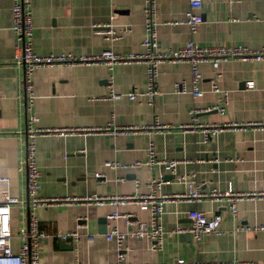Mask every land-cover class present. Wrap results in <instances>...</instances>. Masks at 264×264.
Wrapping results in <instances>:
<instances>
[{"label":"crops","instance_id":"1","mask_svg":"<svg viewBox=\"0 0 264 264\" xmlns=\"http://www.w3.org/2000/svg\"><path fill=\"white\" fill-rule=\"evenodd\" d=\"M155 5L161 50L178 49L189 40L201 46L259 49L264 45V0H203V22L194 35L185 24L175 23L183 19L188 0H155ZM12 6V0H0V176L9 178L11 195L23 200L13 209L14 230L17 212L19 227L27 224L25 126L27 117L34 114L42 128L86 130L37 138L38 195L42 198L146 194L151 179L165 173L167 180L157 189L168 196L162 220L163 248L154 252L148 240L129 237L122 246L123 263L167 264L182 259L194 264H264V231L236 230L264 223V128L257 125L264 122V60L221 64L220 85L227 91L226 101L224 94L210 90L214 71L209 63L199 65L202 97L194 99L176 90L179 84L191 87L189 63L164 62L156 78L159 94L143 103L124 95L108 98L111 85L120 94L146 90L143 62L120 63L112 69L104 65L39 67L32 75L37 98L31 111H26L23 70L13 61ZM143 8L144 0H32L34 51L85 56L105 50L139 53L143 51ZM249 81L254 82L253 88L247 87ZM219 104L225 108L223 113L213 109ZM207 125L224 128L206 139L202 130ZM149 143L158 158L178 161L173 172L160 166L105 165L144 161ZM189 183L206 194L212 190L225 193L231 187L244 195L236 202L237 215L231 214L226 201L184 198ZM191 210L209 216L219 213V232L198 241L174 233L177 226H190L187 213ZM113 212L126 218L112 222L107 215ZM35 215L46 234L40 243L41 264H116L118 250L107 233L113 226L131 231L137 221L149 219V213L134 201L101 206L57 203L37 208ZM68 232L77 234L71 248L60 238ZM13 244L17 250L19 241Z\"/></svg>","mask_w":264,"mask_h":264},{"label":"built area","instance_id":"2","mask_svg":"<svg viewBox=\"0 0 264 264\" xmlns=\"http://www.w3.org/2000/svg\"><path fill=\"white\" fill-rule=\"evenodd\" d=\"M12 26L11 29L15 36V53L13 61L16 65L22 67L23 80L22 89L25 95L26 111H31L34 101L37 98L33 88L32 75L39 67L52 66H67L75 67L80 65H104L109 69L116 64L143 62L147 65L146 79L147 88L145 91L133 90L126 94H120L114 91L113 86L110 87L108 98L111 100L118 99L123 95L129 100H135L139 103L144 101L152 102L159 94L156 87V78L158 75V66L164 62H187L191 67V87L188 89L186 85H177L178 93H189L194 99L203 96L204 92L199 88V83L202 75L199 71V65L209 63L214 71V78L211 80L210 90L214 93L224 94L223 98L226 101V92L220 85L222 72L220 66L227 61L240 60L244 62L264 60V45L259 49H251L241 45H212L201 46L193 40L187 41L178 49L161 50L159 48L157 22H156V5L155 0H144V35L141 41L143 51L139 53L118 54L111 50H105L96 55H74L72 53L64 54H47L40 55L35 53L33 46L34 25L31 16V1L32 0H12ZM230 1V0H218ZM203 0H188V7L183 14V19L177 23L185 24L191 35L196 34L200 25L203 22L201 13ZM126 31H130L127 29ZM112 80H110V84ZM248 88L254 87V82L246 83ZM225 103V102H222ZM219 113H223L224 106L216 105L213 107ZM192 114L195 110H192ZM38 117L30 114L26 120V156L24 165L27 173V195L29 199V213L27 214V224L19 228L17 234L14 232V207L23 204V200L14 197L10 193V182L8 177L0 176V264H41L40 263V243L41 239L46 236L45 232L40 229L38 219L35 215V210L39 207H46L57 203L84 202L101 206L104 204H125L134 201L142 211L149 213V219L146 221H137L136 229L131 231H120L116 226H113L106 237L108 240L116 244L117 262L123 263L122 246L127 238L146 239L150 244V250L156 252L163 248L165 230L163 227L164 204L168 201V196H163L157 193V189L164 181L165 173L161 172L157 177L149 182V193L139 194L129 197H104L99 195H90L83 198H42L38 195L39 185V170L36 161V141L40 136L57 135L66 136L77 132H86V130L74 129H55L42 128L37 125ZM231 127H236L237 124H231ZM264 128V122L257 124ZM159 128L158 123L155 124ZM186 128V127H185ZM224 127L207 125L202 132L205 138H210L216 135ZM125 130V129H123ZM95 131V130H94ZM178 161L160 159L153 143H149L147 147L146 159L144 161H136L132 164H120L118 162H106V166L111 168L122 167L135 169L142 166L150 168L162 167L164 171L173 172L176 169ZM97 178L101 174L95 175ZM137 186L139 183L137 182ZM189 190L184 194V198L188 200H200L202 198L211 197L217 201H226L227 207L233 216L237 215L236 202L243 198L244 195L236 194L230 187L225 193L212 190L209 194L202 193L199 186L189 183ZM264 196V194H263ZM191 224L188 227L177 226L174 233L189 234L195 240H200L203 235L215 234L219 232V226L222 221V216L219 213L211 214L198 210H191L187 213ZM120 217H125L118 212H113L107 215V219L114 222ZM237 231L245 232H260L264 231V223L255 225L237 226ZM76 232H68L60 236L62 240L68 237H76ZM19 241L17 250L14 249L13 242ZM167 264H194L186 262L182 259Z\"/></svg>","mask_w":264,"mask_h":264},{"label":"water","instance_id":"3","mask_svg":"<svg viewBox=\"0 0 264 264\" xmlns=\"http://www.w3.org/2000/svg\"><path fill=\"white\" fill-rule=\"evenodd\" d=\"M167 180L166 176L164 177V181ZM25 203H26V209H27V214L29 213V199H28V196L26 197V200H25ZM185 236L187 237H191L189 234H185ZM72 239L71 237H68L64 240L65 243H68V245L70 246L71 248V245H72Z\"/></svg>","mask_w":264,"mask_h":264},{"label":"rangeland","instance_id":"4","mask_svg":"<svg viewBox=\"0 0 264 264\" xmlns=\"http://www.w3.org/2000/svg\"><path fill=\"white\" fill-rule=\"evenodd\" d=\"M20 213L19 212H17V215H16V221H15V224H16V227H15V230H14V232L17 234V232H19V224H20V222H21V219H20V215H19ZM19 227V228H18Z\"/></svg>","mask_w":264,"mask_h":264}]
</instances>
